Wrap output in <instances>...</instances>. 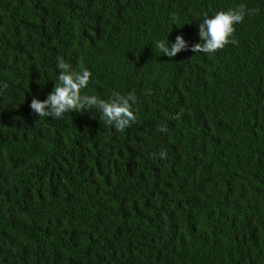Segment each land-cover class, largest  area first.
I'll return each instance as SVG.
<instances>
[{"label": "trees", "instance_id": "1", "mask_svg": "<svg viewBox=\"0 0 264 264\" xmlns=\"http://www.w3.org/2000/svg\"><path fill=\"white\" fill-rule=\"evenodd\" d=\"M241 6L237 43L192 51ZM60 62L136 121L38 116ZM0 264H264V0H0Z\"/></svg>", "mask_w": 264, "mask_h": 264}, {"label": "clouds", "instance_id": "2", "mask_svg": "<svg viewBox=\"0 0 264 264\" xmlns=\"http://www.w3.org/2000/svg\"><path fill=\"white\" fill-rule=\"evenodd\" d=\"M246 15L247 11L243 6L220 11L213 16L205 13L198 25V35L203 42L193 45L192 51L214 54L229 44L237 43L234 36L235 25L242 23ZM156 47L164 56L171 58L187 50L189 45L182 36H177L171 46L167 39L158 42ZM58 71V83L55 84L53 91L45 100L34 98L30 104L31 109L38 116L62 119L65 114L72 111L82 112L95 109L106 123L112 125L117 131L124 130L136 121L137 117L132 110V105L136 103L133 93L126 96L113 93L110 99L104 100L84 92L92 76L88 69L76 71L70 65L60 62Z\"/></svg>", "mask_w": 264, "mask_h": 264}]
</instances>
